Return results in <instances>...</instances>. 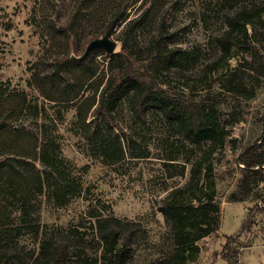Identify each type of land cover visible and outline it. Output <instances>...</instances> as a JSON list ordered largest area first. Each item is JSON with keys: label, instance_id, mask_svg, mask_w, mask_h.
Wrapping results in <instances>:
<instances>
[{"label": "rangeland", "instance_id": "374dc122", "mask_svg": "<svg viewBox=\"0 0 264 264\" xmlns=\"http://www.w3.org/2000/svg\"><path fill=\"white\" fill-rule=\"evenodd\" d=\"M52 1L58 3L59 11L43 7V0H0V83L24 92L30 105L12 116L11 125L18 131L37 133L48 144L46 159L41 162L27 152L29 137L24 141L14 138L0 142V220L7 218L9 224L19 227L18 234L0 233V251L13 253L24 264H32L43 240L63 239L71 244L96 247L95 218L111 214L135 222V249L130 264H155V261L168 264L172 239L157 203L173 187L185 185L191 165L202 158L203 165L211 166L205 183L214 182L221 206L220 226L215 233L183 245L189 258L185 264H227L221 257L226 235L240 227L255 202L228 200L239 176L236 157L260 131L252 122L248 105L242 106L245 118L239 122H232L222 113L216 116L224 138L204 158L206 143L188 144L160 115L149 113L143 122L135 119L127 101L110 124L96 121L84 128L76 116V106L66 107L48 100L28 84V67L38 60L52 59L58 52L50 46L47 29L50 19L63 21L75 14V26L83 39L98 32L105 17L112 13L124 11L129 16L144 13L145 21L138 27L141 42L163 18L168 29L175 32L171 46L185 51L184 66L191 63L187 72L192 78L172 76L169 79L172 87L187 94L204 92L214 76L223 75L236 65L240 56V49L235 47L228 66H221L214 76L208 71L201 74L217 53L213 38L225 27L224 14L261 0H157L155 11H145L150 0H108L100 4L101 12L95 14L79 10L76 2H72L76 7L70 4L65 8L60 7L62 0ZM111 39L117 50L118 40ZM98 59L106 62L107 58L100 55ZM90 92L91 89L86 90V94ZM263 94L264 88L248 104L261 105ZM115 133L124 146V154L118 158L103 155L99 142L103 135L110 141L108 146L116 144ZM165 155L176 156L178 160L174 162L185 161L183 175L168 176L163 168ZM34 167L40 174L33 180L30 171ZM263 218L264 212L257 213L251 230L240 236V241L250 243L241 250V264H264Z\"/></svg>", "mask_w": 264, "mask_h": 264}, {"label": "trees", "instance_id": "16d2710c", "mask_svg": "<svg viewBox=\"0 0 264 264\" xmlns=\"http://www.w3.org/2000/svg\"><path fill=\"white\" fill-rule=\"evenodd\" d=\"M107 1L62 0L60 7L68 8L76 2L79 10L95 14L100 4ZM43 2V7L59 9L58 3L52 0ZM150 2L145 11H155L157 0ZM73 7L76 6L73 4ZM112 14L105 17L98 32L85 35L83 39L75 26V14L63 21L48 20L50 46L56 47L58 52L52 59L38 60L28 67V84L48 100L66 107L76 106V116L84 128L95 125L96 121L110 124L122 103L127 101L135 119L143 122L149 113L160 115L188 144L206 143L208 150L202 156L204 158L224 138L216 116L222 113L232 122H239L245 118L242 106L248 105L252 122L260 131L254 140L244 144L236 157L239 176L228 200L255 202L248 208L240 227L226 235L221 253L227 264H241V250L250 243L240 241V236L251 230L255 215L264 212V94L261 105L248 104L264 88V0L240 5L224 14L225 27L213 38L217 53L201 74L208 71L214 76L221 66H228L235 47L240 49L237 63L223 75L214 76L204 92L188 94L175 90L169 81L177 75L186 79L192 77L187 72L191 63L184 66L186 61L182 62L185 51L170 44L175 32L168 29L165 20L161 18L152 33L141 42L138 27L145 21L146 14L129 16L124 11ZM104 35L118 40L119 48L108 52L103 47H94L83 55L92 39ZM100 55L107 58L106 62L98 59ZM88 89L91 92L86 94ZM28 107L24 92L0 83V142L7 143L14 138L24 141L29 137L25 146L27 152L42 162L47 156L45 138L32 131H18L11 125L12 116ZM115 135L117 143L111 146H108L107 138L99 137L103 155L118 158L124 154L122 141L117 133ZM175 160L178 159L173 155L164 157L163 168L169 177L185 172V161ZM203 164L202 158L196 160L191 165L188 182L170 189L157 203L172 239L168 264H185L189 258L185 255L188 249L183 245L215 233L220 226L221 206L214 182L205 183L211 166ZM39 174L38 168L30 171L33 180ZM259 199L262 205L258 204ZM94 223L98 237L96 247L71 244L63 239L43 240L40 253L32 264H130L135 249V222L107 214L96 216ZM18 228L9 224L7 218L0 220V233L18 234ZM0 264H24V260L13 253L0 251Z\"/></svg>", "mask_w": 264, "mask_h": 264}, {"label": "water", "instance_id": "95a60500", "mask_svg": "<svg viewBox=\"0 0 264 264\" xmlns=\"http://www.w3.org/2000/svg\"><path fill=\"white\" fill-rule=\"evenodd\" d=\"M115 45H116V42L106 35L99 37V38H94L87 44L83 55H86L88 51L94 47H103L108 52H111V51H114Z\"/></svg>", "mask_w": 264, "mask_h": 264}, {"label": "built area", "instance_id": "2783aa9c", "mask_svg": "<svg viewBox=\"0 0 264 264\" xmlns=\"http://www.w3.org/2000/svg\"><path fill=\"white\" fill-rule=\"evenodd\" d=\"M258 204H260V199L258 200ZM262 227H263V233H264V218L262 219Z\"/></svg>", "mask_w": 264, "mask_h": 264}]
</instances>
